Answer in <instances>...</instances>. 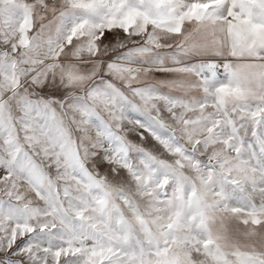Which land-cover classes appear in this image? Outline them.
Here are the masks:
<instances>
[{
    "label": "snow or ice",
    "instance_id": "6c2138e0",
    "mask_svg": "<svg viewBox=\"0 0 264 264\" xmlns=\"http://www.w3.org/2000/svg\"><path fill=\"white\" fill-rule=\"evenodd\" d=\"M0 264H264V0H0Z\"/></svg>",
    "mask_w": 264,
    "mask_h": 264
}]
</instances>
